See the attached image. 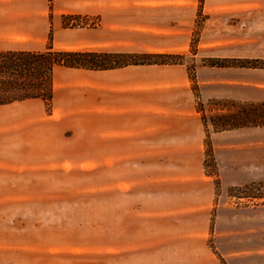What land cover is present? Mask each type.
I'll return each instance as SVG.
<instances>
[{"label":"crops","instance_id":"crops-1","mask_svg":"<svg viewBox=\"0 0 264 264\" xmlns=\"http://www.w3.org/2000/svg\"><path fill=\"white\" fill-rule=\"evenodd\" d=\"M260 4L0 0V50H43L51 28L55 49L186 54L199 16L195 56L220 57L238 44L229 17ZM190 82L183 63L56 65L49 109L1 104L0 264H221L207 246L215 176ZM208 139L223 188L264 181L263 126Z\"/></svg>","mask_w":264,"mask_h":264},{"label":"rangeland","instance_id":"rangeland-1","mask_svg":"<svg viewBox=\"0 0 264 264\" xmlns=\"http://www.w3.org/2000/svg\"><path fill=\"white\" fill-rule=\"evenodd\" d=\"M200 19L198 16L192 47L186 54L179 55H182L180 63L187 66L197 112L205 123V170L215 176L216 196L207 246L226 264H264V181L223 188L217 178L208 139L210 132L223 131L228 125L234 126L239 120L237 113L241 107L264 102V68L205 64L207 58L215 57V52L214 48L208 52L207 47L206 56H195ZM85 23V20L77 18L70 22L71 25ZM228 36L229 39L237 38L238 44L217 49L222 56L215 58L264 59V0H261L260 7L247 9L242 17H229ZM254 116L251 112L246 120L252 121ZM213 120L218 130L214 129ZM90 182V175H85L83 185H90ZM255 210L261 211L259 219Z\"/></svg>","mask_w":264,"mask_h":264},{"label":"trees","instance_id":"trees-1","mask_svg":"<svg viewBox=\"0 0 264 264\" xmlns=\"http://www.w3.org/2000/svg\"><path fill=\"white\" fill-rule=\"evenodd\" d=\"M51 41L52 30L50 28L47 44L43 50H0V105L29 98H41L49 109L52 99V71L56 65L72 68L106 69L128 64L180 63L182 57V55L173 53H122L55 49ZM205 61V64L216 67L264 68V59L207 58ZM251 112L256 117L254 116L252 121H248L246 119ZM237 114L238 122L234 126L223 124L226 126L223 130L250 124L264 127V102L245 105ZM211 122L214 129L218 130L214 125L215 121ZM220 261L221 264H226L222 258Z\"/></svg>","mask_w":264,"mask_h":264}]
</instances>
